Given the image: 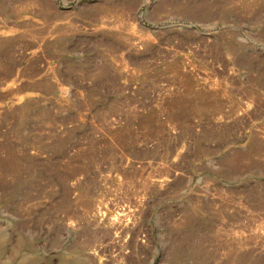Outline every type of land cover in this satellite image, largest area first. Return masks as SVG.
Here are the masks:
<instances>
[{
	"label": "rangeland",
	"instance_id": "1",
	"mask_svg": "<svg viewBox=\"0 0 264 264\" xmlns=\"http://www.w3.org/2000/svg\"><path fill=\"white\" fill-rule=\"evenodd\" d=\"M0 264H264V0H0Z\"/></svg>",
	"mask_w": 264,
	"mask_h": 264
}]
</instances>
